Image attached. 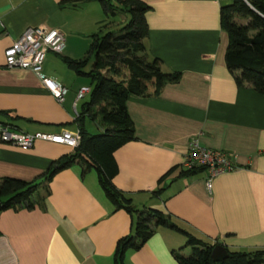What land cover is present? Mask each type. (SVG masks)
I'll list each match as a JSON object with an SVG mask.
<instances>
[{
	"label": "crops",
	"instance_id": "obj_1",
	"mask_svg": "<svg viewBox=\"0 0 264 264\" xmlns=\"http://www.w3.org/2000/svg\"><path fill=\"white\" fill-rule=\"evenodd\" d=\"M62 1L0 0V113L8 114H0V122L14 131H79L74 120L88 94L80 101L76 95L90 82L62 58L88 54L104 14L97 2L61 7ZM139 1L149 7L147 59H157L162 72L179 73L180 80L156 96L127 97L136 139L113 154L112 184L136 210L159 211L205 243L230 252L264 250V96L248 84L238 88L225 66L228 38L220 9L233 0ZM29 27L56 29L64 37L62 54L48 53L42 66L44 77L67 89L62 102L33 72L5 68L4 51ZM194 141L225 153L236 166L216 176L209 190L206 171L178 177ZM71 152L45 141L22 150L0 140V179L40 183L51 163ZM171 169L177 170L159 185ZM92 172L82 175L75 164L53 177L42 207L2 211L0 264H112L116 243L131 233L135 216L114 210ZM164 186L159 196L152 195ZM184 242L181 234L158 227L142 248L126 252L125 264H177L171 251Z\"/></svg>",
	"mask_w": 264,
	"mask_h": 264
},
{
	"label": "trees",
	"instance_id": "obj_2",
	"mask_svg": "<svg viewBox=\"0 0 264 264\" xmlns=\"http://www.w3.org/2000/svg\"><path fill=\"white\" fill-rule=\"evenodd\" d=\"M77 2H97L104 14L98 32L91 36L88 54L80 60L62 58L69 70L87 77L90 82L88 100L81 105V112L74 120L80 144L70 154L53 161L40 183L1 178L0 213L8 209L42 207L50 195L49 184L53 177L78 164L82 175L94 171L100 189L115 211L123 210L129 216H135L131 233L116 243L112 264H125L126 252L142 248L158 227L169 228L184 236V245L171 251L177 264H264V250H226L228 257L222 262H214L211 252L216 245L195 238L159 211L136 210L131 200L114 187L112 180L117 174V166L113 154L136 139L126 108L127 97L156 96L164 86L178 83L180 74L164 73L157 59L146 57L143 44L148 34L145 14L149 7L146 4L139 0H64L60 6ZM236 19L246 23L239 24ZM113 24L118 26L114 31L110 30ZM220 26L228 38L225 66L236 86L248 84L264 96V0H233L231 5L220 9ZM92 57L91 69L85 72ZM0 114L8 116L4 112ZM87 118L99 120V133L93 134L86 129ZM1 126L13 130L9 123L0 122ZM175 170L171 169L161 177L158 184H163ZM205 171L203 167L181 168L178 177L186 178ZM164 190L165 186L152 195L159 196ZM185 249L189 250V255L183 254Z\"/></svg>",
	"mask_w": 264,
	"mask_h": 264
},
{
	"label": "built area",
	"instance_id": "obj_3",
	"mask_svg": "<svg viewBox=\"0 0 264 264\" xmlns=\"http://www.w3.org/2000/svg\"><path fill=\"white\" fill-rule=\"evenodd\" d=\"M64 37L56 29L46 30L42 27L27 28L18 40L4 51V65L6 69H19L33 72L40 80L42 86L58 102H62L67 89L61 84L42 75V66L48 53L62 54ZM89 87H81L76 100H82L89 94ZM0 140L2 143L16 146L22 150L30 149L35 141H45L52 144L64 145L70 150L76 149L80 144V134L77 132L62 131L58 134L35 133L27 134L14 131L7 127H0ZM203 167L208 179L206 188H211L212 180L225 172H231L236 166L228 155L221 151L204 149L197 142H192L185 153L182 168L185 170Z\"/></svg>",
	"mask_w": 264,
	"mask_h": 264
},
{
	"label": "rangeland",
	"instance_id": "obj_4",
	"mask_svg": "<svg viewBox=\"0 0 264 264\" xmlns=\"http://www.w3.org/2000/svg\"><path fill=\"white\" fill-rule=\"evenodd\" d=\"M96 7H99L97 3L94 4ZM122 18H125L124 16ZM123 20V19H122ZM237 23L239 24H245L246 21L244 20H241V19H236L235 20ZM112 28L110 30L114 31L117 29V25L113 24L111 26ZM93 61V57L91 58V62ZM90 67V65H89ZM91 68V67H90ZM85 127L86 129L90 132V133H93V134H96V133H99L101 131L100 127H99V120L98 119H86L85 120ZM92 174H94V172H92ZM35 198V197H34ZM186 255H189V251L186 252Z\"/></svg>",
	"mask_w": 264,
	"mask_h": 264
},
{
	"label": "water",
	"instance_id": "obj_5",
	"mask_svg": "<svg viewBox=\"0 0 264 264\" xmlns=\"http://www.w3.org/2000/svg\"><path fill=\"white\" fill-rule=\"evenodd\" d=\"M169 185L170 183L167 181L166 183ZM228 257V253L225 248L221 245H216L211 252V258L214 262H222Z\"/></svg>",
	"mask_w": 264,
	"mask_h": 264
}]
</instances>
